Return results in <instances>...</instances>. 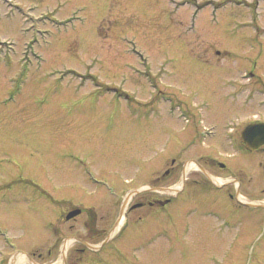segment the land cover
Listing matches in <instances>:
<instances>
[{
	"label": "rangeland",
	"instance_id": "obj_1",
	"mask_svg": "<svg viewBox=\"0 0 264 264\" xmlns=\"http://www.w3.org/2000/svg\"><path fill=\"white\" fill-rule=\"evenodd\" d=\"M249 1L0 0V251L11 244L44 252L52 229L44 194L78 205L79 224L88 216L106 227L92 240L98 245L121 207L112 190L120 194L152 148L169 161L220 154L219 136L196 138L192 125H230L244 109L264 115V36L254 33L264 27V1L254 0L256 9ZM161 80L169 84V116L154 83L162 88ZM139 103L147 106L133 111ZM120 118L134 134L157 122L164 136L130 144ZM100 119L95 128L112 129L105 148L104 135L85 133ZM263 157L256 152L249 170L253 199L264 202ZM85 169L111 187L90 181ZM253 210L233 219L191 214L187 231L183 220H173L175 228L163 211H150L138 235L113 236L98 255L70 264H264V210ZM61 255L47 263L66 264Z\"/></svg>",
	"mask_w": 264,
	"mask_h": 264
},
{
	"label": "flooded vegetation",
	"instance_id": "obj_2",
	"mask_svg": "<svg viewBox=\"0 0 264 264\" xmlns=\"http://www.w3.org/2000/svg\"><path fill=\"white\" fill-rule=\"evenodd\" d=\"M253 4L254 0L249 1L248 6H252L256 9L258 6H254ZM253 19L256 21L255 16ZM255 27V35L257 37H263L264 27L262 29H259L258 26ZM154 83L162 92L163 96L166 97V99L161 97L162 104H165L163 102L170 99V94L167 92L169 84L161 80L162 88H159L157 82L154 81ZM154 102L155 99L152 98V103L149 104H153ZM165 105V114L169 116V109L173 107V105ZM146 106L147 104L144 103L136 104V108L133 109V111H142ZM87 112L88 111H83V113L80 112V114H84L85 116ZM157 112L158 110L154 111V114H157ZM159 113L163 112L160 110ZM97 115L99 117V113H97ZM183 115L185 121L188 122V120L191 119V110L185 109ZM82 122L85 124L89 123L88 120H83ZM93 122L94 124H92V126H90L91 128L87 129L85 133L87 135L91 134L90 138H93L96 134L98 137H101V134L102 136L104 135L103 141L105 148L106 136L112 129L109 127L105 129L102 125L95 128V126L100 124L101 119L97 121L94 120ZM120 122L121 132L125 135L122 139H126L130 144L138 138L141 139V141L145 138L148 140V135L152 143L156 140L158 141L160 136H164L159 130L160 126L157 122L154 123V121H152L150 125H140V129L137 130L135 134L133 131L136 126L131 127V122L128 123L126 119L120 118ZM229 123L230 125L223 126H219L215 122L192 125V135L196 136V138L201 137L207 141L211 138L217 139L219 136L221 139V147H223V151L220 154L207 151V153L204 152L200 154L197 159L191 158L181 161L179 157H174L169 161V157L167 156L160 160L159 154L154 150L155 147L152 148L153 152L151 158L149 161H146L149 163L143 165L141 161V164L136 169V174L129 179H125L121 183L120 194L116 191V200L113 201L115 205L118 203L121 205L123 203L125 204V225L122 227L119 235L116 236L118 239L125 235L126 232V234H129V231L130 235H134V233L138 235L139 227L141 226L139 223L143 219V214L145 215L150 211H163L164 214L167 215V218H169L168 221H172L171 224L175 228L178 227H176V223H174L173 220H183L184 223L179 227L183 225L186 230L189 222L185 220V218L191 214L204 213L214 216L217 219H233L237 217L239 212H241L242 215L248 212L249 215L254 212L253 209L255 208L261 209V211L264 210V205H259L257 207L249 205L250 201L254 198V185L249 166L252 167L254 165V154L256 152L264 153V144L255 150H250L242 140V131L246 125L250 123H262L264 127V115L248 112L244 109L240 111V115H235L234 119L231 117ZM89 141L90 139L88 143H90ZM141 143L143 142H139V144ZM136 145L137 144H135V146ZM195 145V143H187L186 150H191ZM169 154L171 155L172 152L166 153V155ZM186 160H193L195 162L192 168L186 166V163H184ZM160 164L162 165L161 167ZM182 166L183 168H187L186 170L183 169L181 173V177L184 174L183 183L181 185L175 184L174 175L182 169ZM190 169H192V171H190ZM163 184H165L166 187L163 186ZM262 189L264 190V187ZM42 190L45 192L47 191L44 188H42ZM164 191H166L167 196H165L166 193H164ZM181 195H183L182 198L180 197ZM41 202L46 209V215L50 221L49 226L52 228L48 235L49 238L44 241V244L46 243V247L44 248L46 254L35 246L30 249L29 253H24L22 251H17V249H14L16 247L9 244L10 247L8 246V248L0 251V264H48V259L51 257L58 258L61 253V259L64 260L66 264L78 263L84 259V257L89 259L90 257L88 255H98L102 251L103 248L97 252L90 246L93 245V239L103 236L106 232V227H102L101 223L98 224L95 220L96 218L92 220L88 216H84V220L79 224L78 218L83 214L82 210L76 216L70 218L66 217L69 211L78 207L77 205L70 204L63 207L62 204L50 198L45 199V194L44 200L42 199ZM142 209L146 210L140 211ZM133 211H136L134 212L135 221L130 217V213ZM52 221H54V225ZM131 224L133 225L132 227H130ZM122 232L123 234H121ZM66 241L67 244H65ZM6 246L7 245L4 247ZM19 256H22L23 262H20V259H16Z\"/></svg>",
	"mask_w": 264,
	"mask_h": 264
},
{
	"label": "water",
	"instance_id": "obj_3",
	"mask_svg": "<svg viewBox=\"0 0 264 264\" xmlns=\"http://www.w3.org/2000/svg\"><path fill=\"white\" fill-rule=\"evenodd\" d=\"M243 140L251 149L257 148L264 142V127L262 124L246 126L243 131ZM80 209L71 211L67 217L76 215Z\"/></svg>",
	"mask_w": 264,
	"mask_h": 264
},
{
	"label": "bare ground",
	"instance_id": "obj_4",
	"mask_svg": "<svg viewBox=\"0 0 264 264\" xmlns=\"http://www.w3.org/2000/svg\"><path fill=\"white\" fill-rule=\"evenodd\" d=\"M191 167L193 166V165H190ZM123 219V218H122ZM123 221L121 220V223H122ZM121 223H120V225H121ZM22 256H19V257H17L16 259H20V262H23V258H21ZM15 259V260H16ZM14 260V261H15ZM58 264H61V263H59V261L57 262Z\"/></svg>",
	"mask_w": 264,
	"mask_h": 264
}]
</instances>
